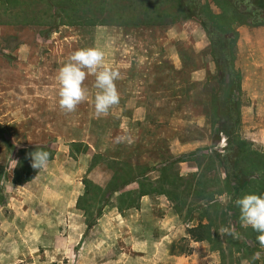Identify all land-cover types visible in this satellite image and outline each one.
I'll return each instance as SVG.
<instances>
[{"label":"rangeland","instance_id":"1","mask_svg":"<svg viewBox=\"0 0 264 264\" xmlns=\"http://www.w3.org/2000/svg\"><path fill=\"white\" fill-rule=\"evenodd\" d=\"M128 1L132 7H120ZM128 1L0 0V167L6 198L0 207V264H220L206 242L191 240L187 230L197 222H184L165 196L142 198L139 209L121 214L116 194L90 227L77 208L85 177L109 185V162L151 170L148 177L156 181L163 167L182 176L197 172L198 162L206 165L226 146L212 125L211 100L222 81L201 23L178 19L170 0ZM117 12L148 14L160 22L71 25L78 16L94 21L109 13L116 19ZM238 32V43L245 32L264 40V26H241ZM238 46L242 136L264 152V64L248 44ZM86 47L104 49L106 63L121 73L120 102L101 117L94 114V74L85 80L87 100L74 112L58 104V71ZM34 146L54 150V160L32 181L16 185L19 151ZM96 154L99 163L91 168ZM136 188L134 183L122 191ZM242 264H248L243 257Z\"/></svg>","mask_w":264,"mask_h":264},{"label":"trees","instance_id":"2","mask_svg":"<svg viewBox=\"0 0 264 264\" xmlns=\"http://www.w3.org/2000/svg\"><path fill=\"white\" fill-rule=\"evenodd\" d=\"M171 1L179 9L178 19H197L210 41L211 56L222 81L219 93L211 100L212 125L218 135L223 134L226 138L224 152L208 157L204 166L198 162V171L188 176H182L172 167H163L156 181L148 177L151 170L137 172L130 169L129 164L109 162L114 170L109 185L103 188L85 177V190L78 199L77 208L84 212L90 227L112 204L116 194V208L121 214L139 209L145 196H165L184 222H197L187 230L191 240L206 242L212 252L219 254L220 264H242V257L248 264H264V251L257 239L260 234L251 227L242 226L240 210L235 203L246 194L264 195V152L242 136L238 99L242 95L241 76L236 67L238 28L264 26V0ZM129 4L128 1L120 7H132ZM212 4L220 8L221 13L213 12ZM115 17L108 13L103 20L92 21L86 15L78 16V21L71 25L149 26L159 24L158 17L162 19L155 16L158 19L155 22L148 14L128 15L124 12H117ZM71 147L74 149L78 144L73 143ZM41 149L50 153V161L54 160L55 152L51 148L34 146L20 150L14 184H26L37 176L39 170L31 166L29 154ZM98 159L99 155L93 156L91 168L99 163ZM3 179L4 172L0 167V207L6 201ZM134 183L136 189L122 191ZM231 222L235 223V230ZM225 228L228 232L222 231ZM257 252L261 254L260 258L254 259Z\"/></svg>","mask_w":264,"mask_h":264},{"label":"clouds","instance_id":"3","mask_svg":"<svg viewBox=\"0 0 264 264\" xmlns=\"http://www.w3.org/2000/svg\"><path fill=\"white\" fill-rule=\"evenodd\" d=\"M95 75V87L98 89L94 98V114L96 117L107 115L113 106L119 104L120 93L116 81L121 78L118 69L106 63V52L100 47H86L73 52L69 60L59 69V108L66 113L74 112L78 105L88 98L85 80L88 75ZM121 142L124 137H117ZM34 169L46 170L50 163V153L36 150L29 154ZM240 210L242 226L251 227L259 233L257 239L264 248V195L246 194L235 201ZM228 232V229H222ZM257 252L254 259L260 258Z\"/></svg>","mask_w":264,"mask_h":264},{"label":"crops","instance_id":"4","mask_svg":"<svg viewBox=\"0 0 264 264\" xmlns=\"http://www.w3.org/2000/svg\"><path fill=\"white\" fill-rule=\"evenodd\" d=\"M212 9H213V6H212ZM239 31H240V29H239ZM246 44H248L250 47L253 48L252 52L254 53L255 58H258L260 63L262 61V63L264 64V40H262L258 36L251 35L250 33L245 32L243 34V37H242L240 43H238V45H240V47L242 48ZM238 48H239V46H238ZM146 198H148V196L143 197V200ZM196 243H198V242H196ZM262 250L264 251V248ZM214 253L215 252H213V254Z\"/></svg>","mask_w":264,"mask_h":264}]
</instances>
